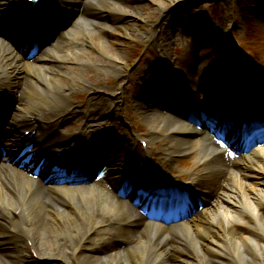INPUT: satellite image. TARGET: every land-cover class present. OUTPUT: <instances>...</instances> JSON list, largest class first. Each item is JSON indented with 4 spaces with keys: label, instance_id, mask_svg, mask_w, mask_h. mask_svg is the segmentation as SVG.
<instances>
[{
    "label": "bare ground",
    "instance_id": "6f19581e",
    "mask_svg": "<svg viewBox=\"0 0 264 264\" xmlns=\"http://www.w3.org/2000/svg\"><path fill=\"white\" fill-rule=\"evenodd\" d=\"M46 1L52 4L30 9L25 0H0V33L5 34L9 25L23 23L24 29L34 31L32 41L40 46L39 54L31 59L27 46L22 51L17 46L10 50L6 40L11 36L0 37V123L4 122L0 124V252L4 257L0 264H29L35 260L38 264H264V136L252 138L258 143L246 154L239 141L235 144L233 138L227 142L242 153V158L233 162L235 159H226L223 152L210 150L209 137L202 138L197 147L193 139L200 132L195 128L179 125L175 129L180 133L176 134L172 133L171 122L162 120L160 131H148L151 139L167 138L162 147L169 163L176 157L199 156L185 187L189 192H184L193 215L173 225L143 219L128 202L103 189L62 186L54 182V177L53 182L48 179L50 170L65 173L69 168L71 175L89 166L95 155H117L115 143L122 130L109 128L117 133L112 140L103 133L106 122L92 124L99 112L109 110L106 93L120 89L124 104L134 110L144 109L147 114L153 107L148 88L161 90L175 80L180 81L182 95L169 99L178 109L191 92L193 101L206 108L229 97L235 105L250 107L264 99V88L256 89L255 82L237 66L225 84H209L206 93L190 89L196 76L221 78L227 72L223 69L218 75L208 74L210 70L202 63L192 62L176 75L156 66H147L140 76L135 71L142 86L128 94L134 75L129 77L127 71L133 63L126 59L123 48H117L120 54L111 55L103 54L104 49L114 47L112 39L122 33L127 39L152 45L157 58L165 62L173 38L184 31L181 13L167 19L159 32L152 22L151 30L142 32L132 28L133 21L141 16L127 0ZM146 1L164 12L179 0ZM37 12L50 21L42 22ZM77 13L83 16L81 20H74ZM27 19L30 23L25 24ZM43 26L51 30L48 36L38 32ZM59 63L64 68L60 69ZM87 66L112 73L115 80L107 87ZM72 71L74 76L69 73ZM63 79L69 83H62ZM123 79L125 87L120 84ZM76 85L103 93L88 105L86 102L83 117H76L77 111L71 109ZM165 92H171V88L168 86ZM139 97L145 98L144 106L132 101ZM26 98H32L38 107H29ZM108 115L115 117L117 113L110 110ZM68 116L72 131L62 133L58 128ZM26 131L34 133L29 137ZM120 142L125 146L124 154L111 162L106 178L110 182L132 178L136 185L152 182L148 168L141 171L137 166L141 159L153 160L152 149L137 146L126 135ZM56 150H64L68 158L59 161L53 155ZM154 150H158L156 145ZM38 171L40 180L32 178ZM125 189L126 185L120 194ZM173 195L174 201L177 197L172 190L162 193L163 197ZM162 201L168 203L170 199ZM3 244L8 247L2 248ZM252 256L258 262L247 263Z\"/></svg>",
    "mask_w": 264,
    "mask_h": 264
},
{
    "label": "rangeland",
    "instance_id": "374dc122",
    "mask_svg": "<svg viewBox=\"0 0 264 264\" xmlns=\"http://www.w3.org/2000/svg\"><path fill=\"white\" fill-rule=\"evenodd\" d=\"M127 2L131 7L135 8L141 16V18L136 19L132 23V28L138 31L149 32L151 30L150 23L152 22L154 23L155 30L159 32L161 28L166 26L167 19L172 18V15L177 12L181 13L179 19L185 21L184 31L176 34L173 38L169 50V57L165 62L157 59L152 45L146 46L140 41L127 39L122 33H120L116 39H112L115 43L114 47L110 46L105 48L104 52L102 51L105 55H111L112 53L120 54L117 48H123V51L126 52V59L133 63L132 67L127 71L129 77L134 75V80L130 81L131 84L128 94L133 92L134 89L140 90L141 81L138 75L140 76V72L146 69L147 66L161 65L163 70L170 71L173 74L174 70H187L192 62L202 63L204 67L216 68L217 66L227 64L226 54H228V56H234L232 61L235 62V65L241 62L247 67V72L251 66V68L256 71L255 76H264V0H179L176 6L171 9H166L164 12H162L156 4H152L146 0H127ZM74 16V20L77 21L83 18L80 13ZM91 25L92 24H89L91 29L94 30L96 34H99L97 28ZM66 28H68V24ZM6 31L5 34L3 32L0 33L2 39L11 32L9 26ZM119 31L121 32V30ZM14 39H16V36L13 40ZM6 44L10 50H13L15 47L13 42L7 41ZM30 46L31 43H29L27 47ZM246 56H248V58H246ZM32 58L34 57L31 56V59ZM249 61H251V63ZM69 62H64V64L66 65L67 63L68 65L70 64ZM64 64L59 63L60 67H58L62 69L64 68ZM223 67H226V65ZM86 68L98 77L107 87L115 80V76L112 73L97 69L94 66H87ZM73 71L75 72L77 70L74 69ZM73 71L69 72L72 76H74ZM135 71L138 72L137 76L134 73ZM125 81L126 79H123L120 82L121 86H126L127 83H125ZM62 83L67 84L69 82L63 79ZM198 83L200 82H196V85H198ZM75 88L77 90H75L74 96L71 97V99L75 101L72 105V109L74 110L81 111L87 101L86 105H88L91 100H97L103 97L102 91L100 94V92H93L87 89L83 90L78 85H76ZM119 91L121 90H116L111 94L106 93L105 98L109 102V110L99 112L97 115L98 121L107 122L106 125L110 128L113 127L123 130L122 133H126L136 145H139L138 139H144L147 145L152 149H154L156 145L158 150L153 154L155 162L161 168L165 169L166 173L170 177H173V180L178 181L187 178L192 165L195 163L194 159L196 160L197 156L194 155L174 159V162L171 163L166 161L167 157L164 155L166 149L160 146L166 139L158 138L154 141H150L146 136V132L154 129L156 125L153 119H151L150 111L146 114L144 113V109L134 110L132 107H128L126 103L124 104V100L121 99ZM150 93L153 97L157 95V91L155 90L150 91ZM31 99L32 98L25 99L27 105L29 107H38L39 104ZM132 101H134L135 104L144 106L142 105L143 102L141 98L132 99ZM110 110L115 111L117 115L115 117L108 115ZM70 122L71 120L67 119L66 122L63 123V126H68ZM62 128L63 127H61V131L63 133L65 130ZM67 131H71V129ZM111 139H115V136L112 134ZM195 142H197V140H195ZM116 144V148L119 149V154H122L123 145H120L119 142ZM118 159L119 157L117 156L110 159L109 156L106 155L105 158L102 159V164L106 165L109 164L110 161H117ZM95 179L97 180V176ZM92 185L91 187H101L102 184L95 183ZM105 186L106 184H103L102 188ZM236 231L239 230L236 228ZM7 247L8 245L6 244L2 245V248ZM1 256L2 259H4L0 252V259ZM255 259L252 256L251 259H247V263H251L252 260L258 262V258ZM56 264L64 263L56 261Z\"/></svg>",
    "mask_w": 264,
    "mask_h": 264
}]
</instances>
